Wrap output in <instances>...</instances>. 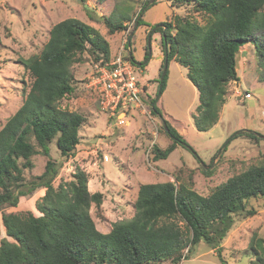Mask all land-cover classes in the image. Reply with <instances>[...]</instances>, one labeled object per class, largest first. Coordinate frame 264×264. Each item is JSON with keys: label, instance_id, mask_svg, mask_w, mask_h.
Segmentation results:
<instances>
[{"label": "trees", "instance_id": "trees-1", "mask_svg": "<svg viewBox=\"0 0 264 264\" xmlns=\"http://www.w3.org/2000/svg\"><path fill=\"white\" fill-rule=\"evenodd\" d=\"M167 1L184 10L149 28L145 58L150 34L159 32L168 62L156 96L147 92L144 83L140 99L151 115L159 116L171 140L165 148L152 143V158L166 159L181 145L198 159L156 106L166 85L168 63L174 60L187 68L186 76L198 92L194 126L198 131L209 130L218 122L228 83L239 80L236 57L248 44L255 49L259 79L264 81V0ZM155 3L143 1L135 28L144 23V11ZM99 17L109 34L125 33L123 48L128 50L124 57L134 60L130 45L134 32L126 34L124 24L127 14ZM110 52L109 41L95 27L67 17L50 27L39 52L19 59L31 81L21 105L0 127V207H15L19 197L39 188H45V193L36 202L40 215L30 211L1 214L0 231L10 239H0V264H178L200 241L214 249L220 264H226L221 242L235 214H255L246 203L264 197V163L228 177L207 195L198 193L192 180L178 185L173 181L141 182L135 193L134 214L113 222L107 232L96 227L89 212L92 203L100 205L103 194L88 190L84 169L77 166L71 179L54 184L61 163L54 158L51 145L62 157L73 156L80 141L79 129L86 121L79 112L59 105L76 89L71 67L91 60L83 53L92 58L91 65H103L114 59L116 53L111 56ZM161 60L159 77L164 66V58ZM241 134L259 138L253 130H239L234 136ZM36 154L46 159L44 168L26 179L24 170L33 168ZM205 172L210 174V170ZM248 247L250 264H264V238L257 231L250 236Z\"/></svg>", "mask_w": 264, "mask_h": 264}, {"label": "rangeland", "instance_id": "rangeland-1", "mask_svg": "<svg viewBox=\"0 0 264 264\" xmlns=\"http://www.w3.org/2000/svg\"><path fill=\"white\" fill-rule=\"evenodd\" d=\"M143 1L0 0V127L21 105L31 81L19 59L39 52L48 38L50 27L67 17L79 18L95 27L109 41L112 56L119 52L117 49L121 42L125 44L126 36L120 31L109 34L103 17L99 16L115 18L126 13V29L134 32L130 44L134 60H127L139 68V80L147 84V92L155 97L163 51L160 33H152L145 58L149 28L171 20L175 13H182L184 9L172 7L167 0H156L144 11V23L135 28V18L141 14ZM120 50L126 55L128 47H120ZM83 55L92 60L88 54ZM236 60L239 80L228 83V97L220 110L218 122L207 131H198L193 123L198 92L186 76L187 68L174 60L169 61L166 85L156 106L163 118L183 136L198 159L190 150L178 145L163 160H154L151 155L152 143L160 148L171 143L159 116L156 113L151 115L150 109L146 114L131 109L130 114L111 118V111H105L99 104V94L86 87L88 82L93 84L96 81L92 76L96 67L90 61L74 63L71 72L76 89L62 98L59 105L79 112L86 121L79 129L80 141L73 156L64 158L51 145L54 158L61 163L54 184L71 179L75 167L84 169L88 174V190L103 194L100 205L92 203L89 212L96 227L107 232L113 222L128 219L134 214L135 193L141 182L173 181L178 185L192 180L193 188L207 195L228 177L250 165L263 164L264 81L259 79L260 67L253 45L243 47ZM139 62L142 64L136 65ZM239 130H253L259 138L254 140L244 134L234 136ZM32 161L33 168L24 170L26 179L39 174L46 159L36 154ZM205 170H210V174ZM44 193L45 188H39L28 196L19 197L15 207H0V222L1 214L6 212L30 211L40 215L36 202ZM246 207L252 208L255 214H235L233 225L221 242L226 264H250V236L257 231L264 238V197L250 199ZM3 237L6 235L2 229L0 239ZM158 264L171 263L164 261ZM178 264L220 263L214 249L200 241L188 258Z\"/></svg>", "mask_w": 264, "mask_h": 264}, {"label": "built area", "instance_id": "built-area-1", "mask_svg": "<svg viewBox=\"0 0 264 264\" xmlns=\"http://www.w3.org/2000/svg\"><path fill=\"white\" fill-rule=\"evenodd\" d=\"M127 31L128 29L126 34ZM121 47L123 48V44ZM93 65L96 69L92 76L96 81L93 84L88 82L86 87L88 90L99 94V104L102 108L109 109L111 114L115 116L130 114L131 109H137L144 114L147 113V109L140 99L143 84H138L140 81L139 68L131 61L126 60L121 50L110 62L103 65Z\"/></svg>", "mask_w": 264, "mask_h": 264}, {"label": "water", "instance_id": "water-1", "mask_svg": "<svg viewBox=\"0 0 264 264\" xmlns=\"http://www.w3.org/2000/svg\"><path fill=\"white\" fill-rule=\"evenodd\" d=\"M161 58H164V66H163V70H162L161 76L159 78L160 80H162V77H163L167 62H168L167 61V53H166V51L164 52L163 57H161Z\"/></svg>", "mask_w": 264, "mask_h": 264}]
</instances>
